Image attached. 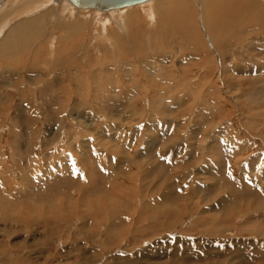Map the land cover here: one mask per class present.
<instances>
[{
    "label": "rangeland",
    "instance_id": "1",
    "mask_svg": "<svg viewBox=\"0 0 264 264\" xmlns=\"http://www.w3.org/2000/svg\"><path fill=\"white\" fill-rule=\"evenodd\" d=\"M15 1L0 36L40 30L0 49V264H264V21L218 49L200 0L193 43L139 5L118 29L125 8Z\"/></svg>",
    "mask_w": 264,
    "mask_h": 264
},
{
    "label": "bare ground",
    "instance_id": "2",
    "mask_svg": "<svg viewBox=\"0 0 264 264\" xmlns=\"http://www.w3.org/2000/svg\"><path fill=\"white\" fill-rule=\"evenodd\" d=\"M7 0H1V3H0V5H2L3 4V7H1V8H3V10H4V8H5V6H4V4H7V2H6ZM10 2L12 1V0H9ZM19 0H17V1H15V2H18ZM27 1V0H26ZM51 1H53V0H51ZM51 1H45V0H36V2H35V0L34 1H30L28 4V7H26L25 9L27 10L28 8L29 9H31L32 11H34V13H35V8L36 7H34V6H37V7H41V8H43L44 6L43 5H48ZM68 1V3L69 4H71L72 6V8H74L75 9V7L76 6H74L69 0H67ZM196 0H150V3H148V4H143V5H139V6H141L140 7V10L142 9V11L144 12V17H145V19H146V22H149V23H151V24H153L154 22H156L157 21V19L159 18V21H162V24H164V23H166V22H168L170 25H174V27H175V29L177 30V32L178 33H180V34H184V36H185V38H187V40H192V38L194 37L193 35L194 34H196V33H194L193 35H192V32L194 31V30H189L190 32H191V34H190V32L188 31V33H186V29H189V28H191V24H190V22H189V18H191V14L189 13V10L191 9V4L194 6V9L196 10V2H195ZM199 0H197V2H198ZM22 2V1H21ZM42 2H44L43 4H41ZM199 3H201V7H200V10H201V13H202V11H203V16H204V18L206 17L207 18V22H209L208 24H207V26H208V30H209V32H210V36H213L214 38H215V40H216V44H217V48L218 49H222L223 48V46L224 45H226V43L227 42H224L225 41V39H224V37H225V34L227 33V32H229V29H230V26H232V24H233V22L235 21L236 22V20H239L238 21V23L241 21V18H243V20H245L246 22H245V26H247V25H249L250 23L251 24H253L252 22L254 21V20H256V19H259V20H257V21H264V10H262L260 7H256L255 6V4L253 5L252 3L253 2H247V0H200V2ZM8 4H9V2H8ZM7 4V5H8ZM20 4V3H19ZM35 4H38V5H35ZM6 5V6H7ZM13 5L14 4H10V6H9V8H11V6L13 7ZM21 5V4H20ZM26 5V4H25ZM199 6V5H198ZM13 8H15V7H13ZM76 9H79V8H77L76 7ZM198 9V8H197ZM14 10V9H13ZM30 10V11H31ZM42 10V9H41ZM73 10V9H72ZM79 10H82V9H79ZM120 10V9H119ZM123 10H125L123 13H122V15H123V17H121V15L120 16H118L119 18H120V21H117V22H115V27L116 28H118V29H120L121 27H125V24H127L128 25V23H129V21H130V19H131V22H130V24L131 25H133V23H137V22H139L140 21V19L138 18H133L131 15H130V13L131 12H128L129 11V8L128 9H123ZM0 11H1V9H0ZM76 11V10H75ZM74 11V12H75ZM87 11V10H86ZM96 11H98V12H105V11H101V10H96ZM111 11H113V10H111ZM109 12V11H108ZM191 12H192V10H191ZM68 12H66V14H67ZM76 13V12H75ZM107 13V12H106ZM197 13V12H196ZM72 13H70V15H71ZM135 14V13H134ZM255 14H260V15H258L259 16V18H255V17H253ZM69 15V16H70ZM73 15V14H72ZM114 15V19H116V18H118V17H116L115 16V13L113 14ZM118 15V14H117ZM141 15V14H140ZM143 15V14H142ZM257 16V15H256ZM76 17V16H75ZM192 19V18H191ZM106 20V19H105ZM107 20H108V18H107ZM118 20V19H117ZM143 20V19H142ZM11 21V20H10ZM36 21H37V19H36V17H34L33 19H29V20H24V21H21L20 23H17L15 26H13L12 25V29L10 30V32L7 34H4L3 36H2V38H1V41H3V43H2V45H1V50H3V49H6L8 46H10V44H11V41L12 40H14V37H18L19 36V34H20V31H19V27L20 28H28L29 27V29H30V32L32 31V33H33V35H35V32H38V30H40V27H36ZM175 21L177 22V23H175ZM8 22H9V19H8ZM108 23H110V24H112L111 23V21H107ZM107 23V24H108ZM168 23H166V24H168ZM105 24V23H104ZM110 24H108V25H110ZM156 24V23H155ZM165 24V25H166ZM250 24V25H251ZM255 24V23H254ZM261 24V23H260ZM206 25V24H205ZM257 25H259V23H257ZM17 26H19V27H17ZM252 26V25H251ZM256 26V25H255ZM254 26V27H255ZM81 27V26H80ZM106 27V26H105ZM112 27V26H111ZM114 27V26H113ZM258 27H261V26H258ZM7 28V23L3 26V27H1L0 28V34L5 30ZM72 28H73V26H72ZM244 28V27H243ZM247 27H245V29H246ZM262 28H263V26H262ZM77 29H78V31H80V29L77 27ZM154 29V28H153ZM157 29V28H156ZM161 29V28H160ZM234 29V28H233ZM261 29V28H260ZM24 30V29H23ZM64 30V29H63ZM106 30V29H105ZM113 29H111V31H112ZM149 30H151V31H154V30H152V29H149ZM253 31H254V29H253ZM262 31V30H261ZM260 31V32H261ZM66 32V31H65ZM81 32V31H80ZM105 33V32H104ZM253 33V32H252ZM256 33H257V31H256ZM255 33V34H256ZM264 33V32H263ZM258 34H259V32H258ZM26 35V34H25ZM40 35V34H39ZM104 35V34H103ZM106 35H108L109 36V43H110V45H112L113 43L115 44V43H117V41H116V37L114 36V38H111V36H110V33L108 32L107 33V30H106V34L103 36L104 37V39L106 38ZM196 35H198V34H196ZM0 36V37H1ZM5 36V37H4ZM67 36V35H66ZM99 36H101V35H99ZM224 36V37H223ZM102 37V36H101ZM223 37V38H222ZM244 37V36H243ZM95 38L97 39L98 37H96L95 36ZM95 38H94V40H95ZM108 38V37H107ZM189 38V39H188ZM189 40V41H190ZM195 40V39H194ZM213 40V39H212ZM223 40V41H222ZM1 41H0V44H1ZM221 41H222V43H221ZM13 42V41H12ZM54 42V41H53ZM186 42V41H185ZM190 42H192L193 43V41H190ZM55 43V42H54ZM108 43V44H109ZM183 43V42H182ZM192 43H191V45H192ZM253 43V42H252ZM254 43H256V41L254 42ZM15 44V43H14ZM13 44V45H14ZM51 44H53V43H51ZM187 44H188V42H187ZM223 44V45H222ZM258 44V43H257ZM12 45V46H13ZM31 45V44H30ZM227 45H228V43H227ZM54 46V45H53ZM188 46V45H187ZM235 48V47H234ZM52 52H54V51H52ZM122 63V62H121ZM125 65V64H124ZM129 65V64H128ZM123 66V65H122ZM120 69V68H119ZM119 71V70H118ZM124 74V73H123ZM122 78H124L123 76H122ZM163 78H165V77H163ZM125 79V78H124ZM123 79V80H124ZM114 80V79H113ZM167 80V79H166ZM115 81V80H114ZM172 83V82H171ZM141 88V87H140ZM157 95V94H156ZM169 97H171V96H169ZM194 117V116H193ZM228 130V129H227ZM182 132H184V131H182ZM185 133V132H184ZM187 133V132H186ZM233 134V133H232ZM231 134V135H232ZM179 135H181L180 133H179ZM231 135H230V137H231ZM187 135H185V137H186ZM233 136V135H232ZM150 138H152V137H150ZM183 138V137H182ZM182 138L181 137H179V136H177V141H179L180 139L182 140ZM192 138V137H191ZM231 138H235V137H231ZM151 140V139H150ZM230 140V139H229ZM235 140V139H234ZM187 141V140H186ZM191 141V140H190ZM233 141V140H232ZM234 143V142H233ZM203 144V143H202ZM177 145V144H176ZM205 146V145H204ZM164 147V146H163ZM207 148H209V147H207ZM211 148V147H210ZM104 149V148H103ZM202 149V148H201ZM148 150V149H147ZM182 154L181 155H186V154H193L192 152H191V143H189L188 144V151H187V153L183 150V152H181ZM235 153V152H234ZM206 154H208L209 156H211V157H213L212 156V154H210V153H206ZM74 155V154H73ZM114 155V154H113ZM214 155V154H213ZM115 156V155H114ZM180 156V155H179ZM192 156V155H191ZM198 156H200V155H198ZM203 157V156H202ZM211 157H210V159H207V161L208 162H212V161H210L211 160ZM116 158H117V156H116ZM113 159V158H112ZM133 159H135V158H133ZM185 160V159H184ZM136 162V161H135ZM188 161H182V164H180V166H181V168L184 166V167H186L185 165H186V163H187ZM189 163V162H188ZM187 163V164H188ZM129 164V163H128ZM189 166H191V165H189ZM140 167V166H139ZM183 169V168H182ZM134 170V169H133ZM205 170H207V169H205ZM217 170V169H216ZM232 170V169H231ZM188 171V172H187ZM187 174H192V169H191V167L190 168H188L187 169ZM236 171V170H235ZM129 172V171H128ZM132 172V171H131ZM230 173V172H229ZM234 173V172H233ZM133 174H134V172H133ZM173 174H175V173H173ZM239 174V173H238ZM184 175V174H183ZM241 175V174H240ZM175 176H177V174H175ZM230 176V175H229ZM232 176V175H231ZM136 177V176H135ZM134 177V178H135ZM193 177H194V175H192L191 176V178L187 181V182H190L188 185H187V182H181L180 184L181 185H187L188 186V188L189 189H191V192L192 191H194V190H192V184L193 183H195V180L193 179ZM234 177H236V175L234 174ZM122 178V177H121ZM131 178V177H130ZM116 178H114V180H115ZM139 180H142V179H139L138 178V181ZM253 180V179H252ZM119 181H123V180H120V179H116L115 181H113V185H115V186H117L118 185V182ZM238 181V180H237ZM124 182V181H123ZM154 182H156V181H154ZM200 182V181H199ZM164 183H167V181L166 180H164ZM169 183V182H168ZM206 183V182H205ZM140 184V183H139ZM151 184V183H150ZM137 185V184H136ZM135 185H134V182L132 183V188L134 187ZM147 186H148V184H147ZM166 186V185H165ZM198 186V185H197ZM208 186V185H207ZM150 187V186H149ZM116 188V187H115ZM156 188V187H155ZM184 188H185V186H184ZM199 189V188H198ZM198 189L197 190H195L194 191V193H190L189 192V195H197V194H201L200 193V191H198ZM114 190V189H113ZM129 190V189H128ZM131 190V189H130ZM130 190H129V192H130ZM144 190V189H143ZM147 190V189H146ZM148 191H150V190H148ZM113 195H115L114 193H113ZM127 195V194H126ZM138 196L140 195V194H137ZM133 196H134V194H133ZM166 197V196H165ZM195 197V196H194ZM199 197V196H198ZM138 199V198H137ZM140 199V198H139ZM134 201H136V199L134 200ZM139 201V200H138ZM166 201V200H165ZM136 204V203H135ZM144 204H145V206H144V209H143V211H145V208L147 207V205H146V201H144ZM141 208V207H140ZM148 209V208H147ZM142 210V209H141ZM173 210V209H172ZM188 210V209H187ZM193 210V209H192ZM132 211V210H131ZM138 211V210H137ZM140 211V210H139ZM134 212V211H133ZM165 212V211H164ZM169 212V214H172L173 212L172 211H168ZM168 212H165V213H168ZM164 213V214H165ZM140 214H144V213H140ZM156 214H157V212H156ZM164 214H162V213H159V216L161 217H163V215ZM155 215V214H154ZM158 216V217H159ZM169 216V215H168ZM157 217V216H156ZM158 217H157V219H158ZM234 218H236V216H233ZM111 218V217H110ZM113 218V217H112ZM156 219V220H157ZM132 223V222H131ZM157 223V222H156ZM137 225V224H136ZM131 226V225H130ZM145 226V225H144ZM134 227V226H133ZM158 227V226H157ZM175 228H172V229H167V231H168V233H169V235L170 234H174V232H173V230H174ZM177 230V229H176ZM163 237V236H162ZM173 237V236H172ZM163 239V238H162ZM232 245V244H231ZM223 248V247H222ZM263 248V247H262ZM141 251V250H140ZM246 252V251H245ZM255 254V253H254Z\"/></svg>",
    "mask_w": 264,
    "mask_h": 264
},
{
    "label": "water",
    "instance_id": "3",
    "mask_svg": "<svg viewBox=\"0 0 264 264\" xmlns=\"http://www.w3.org/2000/svg\"><path fill=\"white\" fill-rule=\"evenodd\" d=\"M82 10L111 11L129 8L147 3L150 0H69Z\"/></svg>",
    "mask_w": 264,
    "mask_h": 264
}]
</instances>
